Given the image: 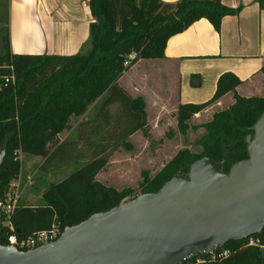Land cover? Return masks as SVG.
Masks as SVG:
<instances>
[{"label": "trees", "instance_id": "trees-1", "mask_svg": "<svg viewBox=\"0 0 264 264\" xmlns=\"http://www.w3.org/2000/svg\"><path fill=\"white\" fill-rule=\"evenodd\" d=\"M256 1L264 9V0ZM88 6L93 19L86 51L70 55L15 54L10 51L8 28L2 37L0 150L5 154L0 166V192L17 178L21 153L43 157V171L86 161L61 181L49 184L42 194L43 205H20L16 209L11 220L18 237L47 229L53 223L64 230L122 203L125 197H136L133 187L117 189L96 178L111 153L119 146H128L127 139L147 123L144 98L133 97L118 79L139 59L163 58L168 38L194 21L206 18L218 30L222 17L235 12L221 0H88ZM130 54L134 57L125 65ZM12 71L14 80L5 86L4 78ZM260 71L264 74V64ZM240 83L233 73H222L208 101L177 106V128L182 135L189 129H204L195 141L200 150L179 149L153 176L142 172L141 194L158 191L178 171L187 172L200 158L222 162L227 173L231 165L248 157L253 125L264 111V89L261 96L244 97L236 92ZM227 92H233L232 104L214 111L206 122L189 123L192 116ZM102 96L93 117L79 123L76 139L60 140L59 134L70 128L71 118L83 115ZM114 104L117 109L111 112L109 107ZM62 148L68 153L65 160L56 158ZM250 237L258 243L246 245ZM0 243H6L1 232ZM224 248L231 254L221 260L210 261V254H203L199 256L205 258L204 262L196 263L195 256L184 264H264V228L245 239L230 240L214 251Z\"/></svg>", "mask_w": 264, "mask_h": 264}, {"label": "water", "instance_id": "water-1", "mask_svg": "<svg viewBox=\"0 0 264 264\" xmlns=\"http://www.w3.org/2000/svg\"><path fill=\"white\" fill-rule=\"evenodd\" d=\"M248 157L225 173L209 157L142 193L66 227L28 251L0 243V264H184L264 228V111ZM0 150V166L4 158Z\"/></svg>", "mask_w": 264, "mask_h": 264}, {"label": "crops", "instance_id": "crops-1", "mask_svg": "<svg viewBox=\"0 0 264 264\" xmlns=\"http://www.w3.org/2000/svg\"><path fill=\"white\" fill-rule=\"evenodd\" d=\"M6 1L11 53L70 55L87 43L93 19L88 0ZM162 1L174 3L177 0ZM221 3L235 12L222 17L218 30L206 18L194 21L168 38L163 58L139 59L124 71L118 83L133 97L140 95L146 102L149 82L144 86L141 81L151 79L148 72L152 69L155 72L153 82L160 86L167 82L174 111L179 104L208 101L215 92L217 79L225 72L240 79L237 94L261 96L264 89V74L260 71L264 64V9L256 0H221ZM137 81L138 84L133 85ZM233 101V92H227L195 116L224 109ZM59 139L63 140L60 136Z\"/></svg>", "mask_w": 264, "mask_h": 264}, {"label": "rangeland", "instance_id": "rangeland-1", "mask_svg": "<svg viewBox=\"0 0 264 264\" xmlns=\"http://www.w3.org/2000/svg\"><path fill=\"white\" fill-rule=\"evenodd\" d=\"M8 22V4L6 0H0V52L2 50V37L6 33ZM88 42L82 46V51H86ZM149 69V68H148ZM152 70V69H151ZM150 73V80L141 81L145 86L148 83L149 99L145 102L147 110L146 126L134 132L128 139V146H119L111 153L108 163L97 174L96 178L106 185L120 189L130 186L135 189L134 195H139V182L142 180V172H147L148 176L156 174L166 164L179 149L189 148L193 152L200 150L195 141L204 132V129H189L187 134L182 135L177 128V107L172 110V97L167 82L160 86L154 79V70ZM151 81V82H150ZM138 81L133 83L137 85ZM139 94V92H136ZM173 94V93H172ZM162 97H161V96ZM105 97V96H104ZM103 97L90 105L88 110L79 117H72L70 128L65 129L59 135L61 139L74 141L77 137V127L79 123L93 117L100 106ZM147 103V105H146ZM178 106V105H177ZM111 112H115L117 105L109 107ZM174 111V112H173ZM213 111L201 116H192L190 124H200L210 120ZM68 153L65 149H60L56 155L57 159L65 160ZM44 158L30 154H20L21 167L17 178L11 182L18 183L21 192V205L40 206L44 204L43 192L49 184L59 182L69 174L79 169L85 164V160L73 161L61 167L52 166L48 171L40 168Z\"/></svg>", "mask_w": 264, "mask_h": 264}, {"label": "built area", "instance_id": "built-area-1", "mask_svg": "<svg viewBox=\"0 0 264 264\" xmlns=\"http://www.w3.org/2000/svg\"><path fill=\"white\" fill-rule=\"evenodd\" d=\"M134 55H128L127 60L124 62L125 65L128 64L129 59L133 58ZM11 70L13 69L12 66H8ZM14 80V72L12 71L9 75L5 76L4 78V85L6 86L9 81ZM18 183L11 182L6 191L3 193L0 192V232L4 233L5 235V245L11 246L21 251H28L34 249L38 246L51 243L55 241L60 234L62 233L61 227L53 223L49 228L37 230L33 233L25 236V237H18L16 233V229L12 223V215L16 211L17 208L21 205V192L18 188ZM129 197H125L123 202L129 201ZM257 239L250 237L245 244L255 245L257 244ZM210 254V261L211 260H221L231 254L230 250L224 248L219 251H212ZM191 259V258H190ZM205 258L198 256L196 259V263L204 262ZM194 264V263H189Z\"/></svg>", "mask_w": 264, "mask_h": 264}]
</instances>
